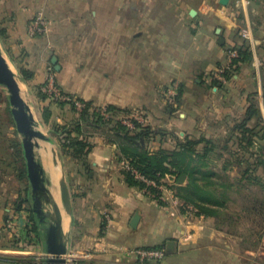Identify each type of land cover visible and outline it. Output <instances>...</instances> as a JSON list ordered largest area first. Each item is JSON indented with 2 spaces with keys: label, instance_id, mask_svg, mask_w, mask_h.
<instances>
[{
  "label": "crops",
  "instance_id": "0c3cea01",
  "mask_svg": "<svg viewBox=\"0 0 264 264\" xmlns=\"http://www.w3.org/2000/svg\"><path fill=\"white\" fill-rule=\"evenodd\" d=\"M17 1L22 7L45 11L55 28L61 23L75 24L73 31L86 28L87 34L68 38L74 44L70 45L74 49L71 55L92 48L97 66H54L61 89L86 103L118 110H129L137 103L161 107L166 103L164 90L170 77V82H176L174 102L183 87L180 103L174 105L182 112L181 126L193 119L201 120L205 128L212 119L225 120L231 128L244 119L249 101L264 106L260 75L264 66V0H227L226 4L223 0ZM244 29L251 30L250 41L242 39ZM65 37L61 38L65 40L62 48L67 47ZM243 44L252 54L250 62L232 79L218 80L222 88L211 86L209 73L230 66L229 51ZM58 45L54 43L53 49ZM161 90L163 93L157 94ZM162 108L155 110L162 113ZM211 135L206 130L191 133L183 129L181 133L186 139H221V135ZM166 140L157 137L151 150L163 148ZM175 140L170 149L183 143ZM91 144L86 167L74 171L77 184L68 182L73 202V215L65 220V229L71 231L68 256L97 259L101 264H140L128 258L126 251L161 247L158 249L165 250V258L145 264H264V238L232 235L214 217L192 219L170 204H158L126 184L116 162L120 155L116 145L106 137L93 139ZM51 154L48 147L44 157L47 167ZM10 175L0 161V256L33 259L43 253L42 246L22 249L19 229L7 228L8 220L22 215L15 210L21 193L27 190L28 194L17 179V188H13L6 179ZM52 175L58 174L54 170ZM136 214L140 222L134 229L131 221ZM249 243L255 245V251H249Z\"/></svg>",
  "mask_w": 264,
  "mask_h": 264
},
{
  "label": "rangeland",
  "instance_id": "374dc122",
  "mask_svg": "<svg viewBox=\"0 0 264 264\" xmlns=\"http://www.w3.org/2000/svg\"><path fill=\"white\" fill-rule=\"evenodd\" d=\"M18 3L19 1L17 0H0V47L11 69L18 75V79L21 76L22 69L28 70L33 74V79L29 81L30 84L20 81L22 96L30 106L39 124L38 130L44 136L50 137L54 141V144L39 141L40 147L38 151L42 162H45L44 157L47 156L48 147L51 149L52 162L47 161V163H50L49 168L55 170L58 175L53 177L47 166H45V170L48 179L51 181L48 188L61 209L60 181L63 176H65L67 182L71 180V185L72 183L73 185L77 184L74 179V171L76 169L80 170L81 167L77 166V162L61 157L59 136L55 135L56 132L52 128L55 124H59L61 126L68 125V128L72 130L74 127L73 125L80 116L85 111L89 110L90 114L98 115V117H101L105 122L113 120L111 124L113 127L119 123L132 131L134 128L131 129L128 125L133 126L137 123L142 127H150L157 132L162 130L166 131L168 133L166 137L167 140L166 143L162 145L165 149H169L170 146L174 144L176 141L175 137L183 142L186 140V136H181L183 129L191 133L203 132V130H206L212 134L211 136L215 134L221 135L216 154L223 156V160L220 159L219 156L213 154L209 158V161H207L208 167L202 169L215 174L216 177L212 179L213 184H207L206 182L205 185L203 181H199V184L200 186H204L207 192L212 194L213 202H219V204L223 203L222 207L218 209L217 216L214 217L221 227H226L228 232L232 235H239L241 233L253 239L257 238L260 240L264 238V219L255 213V205L258 203L256 201L264 200V189L261 186L264 181V171L263 168L251 170L248 169L246 165L238 166L236 164L237 159L233 154L234 152H225L222 149L226 145V140H228L232 128L229 127L225 120L220 122L208 119L210 123H207V125L204 126L205 128H203L201 120H196L195 122V120L191 119L181 126L179 123L181 122L179 114L182 112L177 111L174 107V94L176 92L174 84H176V82H170V77L167 79V89L164 90L167 97H164L166 103L163 105L164 108H162V110L164 111L162 113L158 112L159 110H155V107L160 109L163 106L161 105L160 107L158 104L154 103L147 104L145 105L146 107L142 103H137L136 107L130 108L129 110L116 109L110 111V107L105 105H91V107L87 109L86 102L75 96L66 94L61 89L57 74L54 70V66H97L95 63V50L85 47L81 54L74 56L72 52L74 50L72 47L74 44H71L72 40H68V38L73 37L72 35L78 38V34H82V32L84 33L82 35L87 34V31L84 30L86 28L80 27L83 28L81 29L82 32H78L77 29L73 31L72 28L75 27V24L71 23H61V26H56L55 28V24L48 21L45 11H34L32 7H22L18 5ZM36 9L37 8H35V10ZM38 18H40L41 21H39ZM82 24L85 27H89V24ZM64 36H66L65 38L68 42L67 47L62 48V42L65 40L61 38ZM83 38L84 36H82V39ZM56 42L61 44V46L59 47L58 45V49L54 50L53 45ZM167 47L165 49L166 51L169 49V46ZM71 53L73 54L71 55ZM55 56H57V58H55ZM53 59L56 60L55 63L52 62ZM260 72L264 84L263 70ZM171 73L172 72H170V74ZM216 74L217 73L214 71L210 72L208 76L211 77L212 81H218L214 79ZM49 77L54 78L55 86L60 90V93L70 98V102L56 101L53 93L45 89L48 85L47 81ZM43 88L45 90H43ZM160 92L163 93L161 90L157 91V94ZM77 102L84 104V107L78 108L76 106ZM256 105L262 113H260L259 120L249 124V127L254 129V135L253 137L251 136L254 146L251 151L242 154V156L244 160L252 157L251 160H255V162L258 163L259 160H264V138H262L264 136V106L262 108L260 103H256ZM5 107L6 111L0 112V161L2 164L6 165L7 170L11 172V175L6 177V179H10L11 185L14 186L13 188H17L14 181L19 179V174L16 171L19 165L14 154H16V146L18 150V144L21 143L22 137L17 132L16 126H14L15 122L11 113L12 108L9 103L8 91L0 85V110H4ZM173 107L174 111L169 113L168 110ZM86 125V123L82 124V126H84L83 132L87 134L90 143H93V139L106 136L108 127H104L103 123L99 125V128L95 129ZM154 141H156V139L150 142L151 146ZM199 148V150H201L204 146ZM53 151H56L58 154L57 166L54 164ZM253 154L256 156L254 157ZM116 162L119 165L118 167L121 173L126 171L123 165V162H126L125 159L118 162V157H116ZM23 168H25L26 171L24 153ZM247 171L253 172L252 178L258 177L260 181L258 182L257 178L255 183H250L248 179V181L245 180L247 177H245L244 174ZM26 181L25 184L23 183L20 186L22 188L26 187L30 192L28 177H26ZM77 181L79 182L78 179ZM163 184H167V188L173 190L174 194H176L179 187L187 186V178L183 185H178L176 182H173V184H168V182ZM165 205L167 206V204ZM27 207L32 211L31 201L28 203ZM181 210L184 211L183 208H181ZM66 230L69 231L68 227ZM74 231L76 232V230ZM248 249L249 251H255L256 248L255 245H252L248 246ZM94 258L95 257L92 259ZM107 258L110 259L108 256ZM43 260L46 261V257H43L42 253L38 255V257L33 258V264H43Z\"/></svg>",
  "mask_w": 264,
  "mask_h": 264
},
{
  "label": "trees",
  "instance_id": "16d2710c",
  "mask_svg": "<svg viewBox=\"0 0 264 264\" xmlns=\"http://www.w3.org/2000/svg\"><path fill=\"white\" fill-rule=\"evenodd\" d=\"M233 50L238 51L239 58L235 59L230 66L223 67L221 69L223 72L222 75L226 80L232 79V77L241 70L242 65L250 62L252 58V54L245 44L238 48L231 49L230 51ZM21 76L22 79L27 82L33 79V74L25 69L21 70ZM211 86L222 88V82L214 80L211 82ZM182 90L183 87H181V91L179 92L174 105L180 103L183 93ZM91 105V103H86L87 109H89ZM171 109L170 110L173 112L174 107ZM111 110L116 109L110 107V111ZM259 119L260 111L258 106L254 100L249 101V106L244 119L232 126L228 140H226V145L222 149L225 152H234L233 154L237 159L236 164L238 166L246 165L248 166V169L251 170L255 168H263L264 171L263 159L256 163L255 160H251L252 157L244 160L242 156V154H246L251 151L254 146L251 140V136L253 137L254 135V129H251L249 124ZM83 123H86V126L93 127L94 129L99 128V125L102 123L104 127H108L106 136L104 137L118 147L120 153L118 156V162L125 159L129 162L131 168L136 170L146 179L156 182L157 184H162L163 181L168 178H174L175 182L178 183L180 177L184 175L187 178V186L179 187L175 197L185 205L192 206L197 209L198 216H217L218 209L222 207L223 203L219 204V202H213L212 194L207 192L204 186H200L199 181H203L205 185L206 182L207 184H213L212 179L216 177L215 174L202 169L208 167L207 161H209V158L213 154L219 156L220 159L223 158V156L216 154L219 140H212L205 137L198 139L187 138L183 143L178 142L174 148H160L159 150L152 151L150 142L157 139V137H167L168 133L166 131L162 130L157 132L150 127H142L137 123L134 125V129L132 131L127 127H123L119 123L113 127L111 126L113 120L105 122V120L101 117H98L96 114H90L89 110H87L73 125L74 127L72 130L68 128V125L61 126L59 124H55L52 128L56 132L55 135L59 136L58 139L61 157L63 159L67 158L77 162L78 167H81L80 170L86 167V161L92 149V144L89 142L87 134L83 132ZM262 138H264V136ZM201 146H204V148L199 150V147ZM15 151L16 154H14V157L19 165L17 168L18 170H16L19 174L18 180L25 184L27 182V172L25 171V168H23V152H21L23 150L21 149V144H18V150L16 146ZM253 155L254 157L256 156L255 154ZM122 175L129 187L136 188L140 191L146 188V185L142 181L138 180L132 172L123 171ZM252 175L253 172H245L244 176L247 177L245 180L248 179L250 183H255L257 178V181H260V178H252ZM261 186L264 189V181ZM150 190L153 195L159 194V191L155 188H150ZM26 191L27 190L21 193L19 200L15 203V210L17 213H25L29 216L33 223L31 232L34 234L38 244L42 245L44 242L42 225L38 222L35 214L27 207L31 200L29 191L28 194ZM256 202L258 203L255 205V213L264 219V200H257ZM160 205L164 206V204ZM18 244L22 249H33L36 247V244L32 240H27L24 237L18 240ZM158 248L161 247H156V249ZM0 264H33V259L0 256ZM72 264L101 263L96 260L77 259Z\"/></svg>",
  "mask_w": 264,
  "mask_h": 264
},
{
  "label": "water",
  "instance_id": "95a60500",
  "mask_svg": "<svg viewBox=\"0 0 264 264\" xmlns=\"http://www.w3.org/2000/svg\"><path fill=\"white\" fill-rule=\"evenodd\" d=\"M223 4L227 0L222 1ZM55 63L56 60H53ZM20 81L22 78L11 69L7 59L0 47V85L9 94V103L12 108V116L16 130L22 137L21 145L26 161V171L30 187V200L32 212L38 222L42 225L44 242L42 246L43 257H46L44 264H69L68 251L70 247L71 231L65 229V220L73 215V202L71 191L65 176L60 181V195L62 209L56 203L48 186L51 181L48 179L45 164L42 162L39 153V141L54 144L52 138L44 136L39 130L37 120L31 111L30 106L22 96ZM54 164L58 165L57 152L53 151ZM186 177L183 175L178 180V185H183ZM140 222L139 214H136L131 227L136 229ZM171 250L173 243H168Z\"/></svg>",
  "mask_w": 264,
  "mask_h": 264
},
{
  "label": "built area",
  "instance_id": "2783aa9c",
  "mask_svg": "<svg viewBox=\"0 0 264 264\" xmlns=\"http://www.w3.org/2000/svg\"><path fill=\"white\" fill-rule=\"evenodd\" d=\"M39 21H41L40 18H38ZM241 37L243 40H251V30L250 29H244L241 31ZM239 58V53L236 50L229 51L228 53V60L229 64H232V62ZM217 73V72H216ZM222 70H220L216 75L214 79L220 80L222 82H225L226 79L222 75ZM48 85L45 87V89H48L50 92L53 93L55 100L56 101H63V102H70V98L65 96L64 94L60 93V90L55 86V80L53 77H49ZM43 88V90H45ZM76 106L78 108L84 107V104H81L80 102L76 103ZM129 128L133 129L134 125H128ZM123 165L126 169L127 172H132L134 176L142 181L145 185L146 188L142 190L143 194L148 196L149 198L153 199L156 201L158 204H170L174 208L181 209L183 208L185 211L186 217H190L192 219L197 218L198 211L192 206L185 205L182 203L179 199L175 197V194L173 190L167 188V184H163L168 182V184H173L175 182L174 178H168L167 180L163 181L162 184H157L156 182L150 181L146 179L144 176L139 174L136 170L130 167L129 162H123ZM150 188H155L156 190L159 191L158 195H153L151 193ZM17 227L19 231L21 232V235L26 238L27 240H32L35 244L36 247L39 246L38 241H36V238L34 234L31 232L33 228V223L30 220L29 216L25 213H22L19 219H10L7 221V228H13ZM165 250L157 249V250H143V249H133V250H128L126 251V256L128 258H132L137 260L138 263L140 264H145L149 261H161L165 258ZM81 259L80 256L76 254H71L68 256V262L69 264H72L75 260Z\"/></svg>",
  "mask_w": 264,
  "mask_h": 264
},
{
  "label": "bare ground",
  "instance_id": "6f19581e",
  "mask_svg": "<svg viewBox=\"0 0 264 264\" xmlns=\"http://www.w3.org/2000/svg\"><path fill=\"white\" fill-rule=\"evenodd\" d=\"M48 167H49V165H48ZM50 169V168H49ZM51 170V173H53L54 174V170H52V169H50ZM60 170V169H59ZM53 171V172H52Z\"/></svg>",
  "mask_w": 264,
  "mask_h": 264
}]
</instances>
